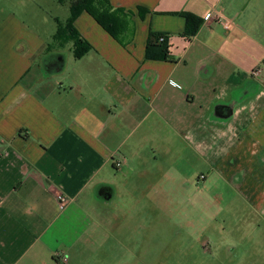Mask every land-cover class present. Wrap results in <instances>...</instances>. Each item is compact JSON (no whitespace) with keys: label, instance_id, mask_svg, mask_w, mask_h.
<instances>
[{"label":"crops","instance_id":"0c3cea01","mask_svg":"<svg viewBox=\"0 0 264 264\" xmlns=\"http://www.w3.org/2000/svg\"><path fill=\"white\" fill-rule=\"evenodd\" d=\"M109 1L129 30L118 42L81 14V59L54 40L57 24L31 26L0 2V264L140 257L131 223L160 203L142 193L164 186L182 144L264 201V45L243 19L261 0ZM184 13L203 20L190 39ZM149 32L167 37L168 61L145 59ZM251 260L264 264V247Z\"/></svg>","mask_w":264,"mask_h":264},{"label":"rangeland","instance_id":"374dc122","mask_svg":"<svg viewBox=\"0 0 264 264\" xmlns=\"http://www.w3.org/2000/svg\"><path fill=\"white\" fill-rule=\"evenodd\" d=\"M5 9L15 12L31 26L55 29L57 21L64 24L70 18L69 0H0ZM256 2V0H255ZM254 2V3H255ZM253 4V0L251 2ZM260 10L248 8L243 19L250 34L264 45V0ZM249 18V21H248ZM71 43V41H70ZM63 54L68 56L71 47ZM69 49V51H68ZM179 159L171 174L164 165V186L158 191L142 193L148 201H159L131 223V233H140L143 253L127 255V264H247L258 246L264 247V201L253 188L240 189L227 184L218 174L192 156L187 146H180ZM175 156L176 153H175ZM170 166V165H169ZM175 174V175H174ZM174 175V176H173ZM200 175L205 180H200ZM238 179L240 177H237ZM250 179L249 177H247ZM173 183V187L169 183ZM141 194V196H142ZM264 197V196H263ZM157 211H156V209ZM126 213L125 209L120 212ZM157 213V214H156ZM134 215V214H133ZM247 251V252H244ZM243 254H249L247 258ZM100 263L104 264L101 255ZM116 258L114 264H125Z\"/></svg>","mask_w":264,"mask_h":264},{"label":"trees","instance_id":"16d2710c","mask_svg":"<svg viewBox=\"0 0 264 264\" xmlns=\"http://www.w3.org/2000/svg\"><path fill=\"white\" fill-rule=\"evenodd\" d=\"M63 4L67 0H57ZM70 18L64 23L57 21V29L54 36L56 41H71L73 43L72 53L75 59H81L91 49L74 27L78 17L86 13L102 27L112 38L122 42L130 27V19L121 8L112 6L109 0H69ZM139 12L146 10L139 9ZM185 21L184 36L190 39L196 35L203 24V20L194 15L184 13ZM164 39L161 41V39ZM171 46L167 37L149 32L145 47V59L149 61H168Z\"/></svg>","mask_w":264,"mask_h":264},{"label":"built area","instance_id":"2783aa9c","mask_svg":"<svg viewBox=\"0 0 264 264\" xmlns=\"http://www.w3.org/2000/svg\"><path fill=\"white\" fill-rule=\"evenodd\" d=\"M208 18H209V16L206 17V19H208ZM221 23H222L224 28H228V25L225 22H221ZM163 40L164 39L162 38L161 41H163ZM114 164H115V167L119 168V167H121L122 162L117 161ZM57 201H58L59 207L62 209L66 205V203L68 202V199L65 196H63V195H59L57 197ZM59 260L63 264H67L68 263V258H67V256L65 254H60L59 255Z\"/></svg>","mask_w":264,"mask_h":264}]
</instances>
